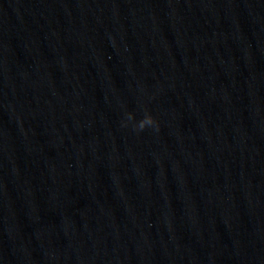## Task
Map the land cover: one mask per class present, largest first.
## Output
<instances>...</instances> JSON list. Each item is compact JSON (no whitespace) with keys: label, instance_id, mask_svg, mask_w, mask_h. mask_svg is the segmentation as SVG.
I'll return each mask as SVG.
<instances>
[{"label":"water","instance_id":"water-1","mask_svg":"<svg viewBox=\"0 0 264 264\" xmlns=\"http://www.w3.org/2000/svg\"><path fill=\"white\" fill-rule=\"evenodd\" d=\"M0 264H264V0H0Z\"/></svg>","mask_w":264,"mask_h":264},{"label":"clouds","instance_id":"clouds-1","mask_svg":"<svg viewBox=\"0 0 264 264\" xmlns=\"http://www.w3.org/2000/svg\"><path fill=\"white\" fill-rule=\"evenodd\" d=\"M134 117L132 114L128 115V120H132ZM157 125V120L154 116H151L150 114L146 115L138 124L139 130H144L145 128L149 126H155Z\"/></svg>","mask_w":264,"mask_h":264}]
</instances>
